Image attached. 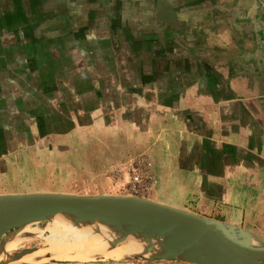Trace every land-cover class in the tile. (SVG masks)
Here are the masks:
<instances>
[{
	"label": "crops",
	"instance_id": "1",
	"mask_svg": "<svg viewBox=\"0 0 264 264\" xmlns=\"http://www.w3.org/2000/svg\"><path fill=\"white\" fill-rule=\"evenodd\" d=\"M43 150L146 153L148 198L264 238V0H0V194Z\"/></svg>",
	"mask_w": 264,
	"mask_h": 264
},
{
	"label": "water",
	"instance_id": "2",
	"mask_svg": "<svg viewBox=\"0 0 264 264\" xmlns=\"http://www.w3.org/2000/svg\"><path fill=\"white\" fill-rule=\"evenodd\" d=\"M55 217L73 226L131 237L140 253L129 257L173 260L190 264H264V238L218 219L201 216L154 199L130 194H76L31 191L0 194V241L21 226ZM25 236H32L26 234ZM0 247V264L33 252Z\"/></svg>",
	"mask_w": 264,
	"mask_h": 264
},
{
	"label": "rangeland",
	"instance_id": "3",
	"mask_svg": "<svg viewBox=\"0 0 264 264\" xmlns=\"http://www.w3.org/2000/svg\"><path fill=\"white\" fill-rule=\"evenodd\" d=\"M99 153V150L96 152H72L69 150L58 152L55 150L38 151L33 155L26 154L15 160L16 166L10 175L12 176V173L15 174L13 177L15 180L14 187L20 191L38 190L76 194H127L126 188L123 187L124 181L114 179L111 174H108L109 168H103V162H106V158L103 159V156L101 157ZM93 154L99 158L93 159ZM138 155L149 158L146 153L140 152ZM112 157H117L116 160H119L117 155ZM4 184L8 185L10 182L6 181ZM149 196H154V194L151 193ZM162 199L168 200L167 196L162 197ZM44 225L45 222L33 223L30 228L44 227ZM46 244L47 241L44 237L25 236L16 249L29 247L45 248ZM40 261L36 264H190L173 260H155L129 256H124L121 259L99 258L94 261L58 260L52 262L45 259H40Z\"/></svg>",
	"mask_w": 264,
	"mask_h": 264
},
{
	"label": "bare ground",
	"instance_id": "4",
	"mask_svg": "<svg viewBox=\"0 0 264 264\" xmlns=\"http://www.w3.org/2000/svg\"><path fill=\"white\" fill-rule=\"evenodd\" d=\"M53 223L44 227H32L33 224L21 226L11 234L3 237L0 247L6 252L13 251L25 238L26 234L44 237L45 248L35 247L33 252L15 262L32 263L40 258L49 261L96 259H121L124 256L140 253V244L131 237L122 240L119 234L107 233L104 227L93 232L88 226H73L60 217H55ZM1 259V258H0Z\"/></svg>",
	"mask_w": 264,
	"mask_h": 264
},
{
	"label": "built area",
	"instance_id": "5",
	"mask_svg": "<svg viewBox=\"0 0 264 264\" xmlns=\"http://www.w3.org/2000/svg\"><path fill=\"white\" fill-rule=\"evenodd\" d=\"M114 179L124 181L127 194L148 198L157 180L153 163L142 155L121 161L110 170Z\"/></svg>",
	"mask_w": 264,
	"mask_h": 264
}]
</instances>
